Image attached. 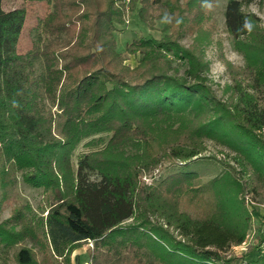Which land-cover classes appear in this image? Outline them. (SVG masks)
<instances>
[{"label": "trees", "instance_id": "trees-1", "mask_svg": "<svg viewBox=\"0 0 264 264\" xmlns=\"http://www.w3.org/2000/svg\"><path fill=\"white\" fill-rule=\"evenodd\" d=\"M31 1L53 9L38 42L18 54L25 12L0 0V206L18 173L48 194L49 205L36 221L22 205L0 221V264H69L88 241L87 264H246L250 251L226 255L249 228L242 183L226 172L203 182L177 167L202 158L213 141L234 154L264 202V26L245 10L253 0L224 7L226 31L244 58L225 100L206 83V61L176 42L202 36L218 0H130L150 27L162 19L171 31L129 42L126 52L140 54L132 69L114 38L122 3ZM167 54L184 60L182 73ZM102 133L104 146L74 163L76 145ZM161 164L172 171L141 185L140 174Z\"/></svg>", "mask_w": 264, "mask_h": 264}, {"label": "rangeland", "instance_id": "rangeland-1", "mask_svg": "<svg viewBox=\"0 0 264 264\" xmlns=\"http://www.w3.org/2000/svg\"><path fill=\"white\" fill-rule=\"evenodd\" d=\"M227 0H218L216 6L209 10V21L202 27L204 34L198 38L192 35H183L176 42L179 46L189 48L199 55L203 61L207 63V70L204 73L207 85L214 94L225 100L229 97V86L231 84V76L244 66L243 54L238 50L232 37L226 31L224 24V7ZM122 3L124 5V19L121 24L117 25V30L114 32L116 40V50L124 57V65L129 68H134L140 57L138 52L131 54L126 52V45L137 38H151L155 40L161 39L168 35L171 31L166 22L162 19H155L152 27L139 17V3L130 6V0H116V5ZM2 6L5 10L11 8H22L25 12L24 23L16 45V52L24 54L30 51L33 46L41 38L40 26L42 19L52 11V3L48 1H31V0H3ZM247 11L255 14L264 26V0H253V2L245 7ZM212 22V27H207ZM167 60L172 69H176L178 73H182L186 68L184 60L177 56L167 54ZM36 71L40 73L42 70L40 64L36 63ZM46 107L51 113L58 112L56 106H52L48 101H45ZM108 139V134H95L89 138L80 141L72 155V160L75 163L78 157L85 152L96 151L101 149ZM91 141L89 144H86ZM207 150L202 154V158H197L186 162L177 168L185 171H190L198 174L204 182L213 178L219 173L226 172L233 176L239 183H242L243 191L239 194V198L243 201L249 213V228L245 235L251 234L254 240V245L246 248L245 251H236L232 248L227 252V257H244L242 262L246 264L257 263L264 264V259L258 255L256 250H251L259 242V238L263 237L261 228V218L264 213V202L257 203V197L251 192V175L246 173L243 168L235 161L234 154L226 148L215 144L213 141H206ZM172 168L167 164H161L154 169L143 171L140 174L141 185H152L157 178L166 176ZM95 178L94 175H90ZM209 202V200L207 199ZM210 203V202H209ZM27 206L28 212L26 215L33 220H38L45 216V210L49 205V196L42 191L41 188H35L27 185L20 174L16 175L15 182L10 190L8 198L0 206V221L7 219L11 215V211L15 206ZM253 208L257 210V214H252ZM244 235V236H245ZM31 243H27L29 246ZM92 247L91 242H84L81 246L74 249L69 256V264H87L89 260V248ZM18 248L15 247V249ZM239 250V249H237ZM252 256V262L247 263V259ZM9 257H12V251L9 252ZM10 264H16L10 261ZM56 264H65L57 261Z\"/></svg>", "mask_w": 264, "mask_h": 264}, {"label": "built area", "instance_id": "built-area-1", "mask_svg": "<svg viewBox=\"0 0 264 264\" xmlns=\"http://www.w3.org/2000/svg\"><path fill=\"white\" fill-rule=\"evenodd\" d=\"M260 220H261L260 224H261V228H262L261 231L263 233V237L259 238L260 245H259L258 255L264 259V213H263L262 218ZM253 235H254V231L251 234L245 235L244 239L242 240V242L240 244L235 245V246H231L230 249L232 248V250L242 251V252L245 251L247 247L254 245L255 239L252 238ZM237 249H239V250H237Z\"/></svg>", "mask_w": 264, "mask_h": 264}, {"label": "crops", "instance_id": "crops-1", "mask_svg": "<svg viewBox=\"0 0 264 264\" xmlns=\"http://www.w3.org/2000/svg\"><path fill=\"white\" fill-rule=\"evenodd\" d=\"M251 257H252V256H250L249 259L246 260L247 263L250 262V261H251V262L253 261ZM250 264H257V263H255V262L253 263V262H252V263H250Z\"/></svg>", "mask_w": 264, "mask_h": 264}]
</instances>
